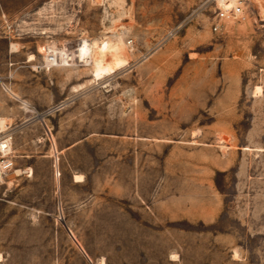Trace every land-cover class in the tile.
Returning a JSON list of instances; mask_svg holds the SVG:
<instances>
[{
  "label": "rangeland",
  "instance_id": "obj_1",
  "mask_svg": "<svg viewBox=\"0 0 264 264\" xmlns=\"http://www.w3.org/2000/svg\"><path fill=\"white\" fill-rule=\"evenodd\" d=\"M214 9L0 0V264H264V8Z\"/></svg>",
  "mask_w": 264,
  "mask_h": 264
},
{
  "label": "built area",
  "instance_id": "obj_2",
  "mask_svg": "<svg viewBox=\"0 0 264 264\" xmlns=\"http://www.w3.org/2000/svg\"><path fill=\"white\" fill-rule=\"evenodd\" d=\"M215 9L212 21L210 22L211 29L217 30L220 22L223 20H237L243 17L246 12L250 0H214ZM65 53L61 54L60 58H64ZM59 58V57H58ZM45 62L51 63L55 60L53 52L46 53ZM13 163V154L11 151V134L8 124L0 121V171L9 169Z\"/></svg>",
  "mask_w": 264,
  "mask_h": 264
},
{
  "label": "bare ground",
  "instance_id": "obj_3",
  "mask_svg": "<svg viewBox=\"0 0 264 264\" xmlns=\"http://www.w3.org/2000/svg\"><path fill=\"white\" fill-rule=\"evenodd\" d=\"M253 1L259 7V9L264 8V6H263L264 0H253ZM262 10H264V9H262ZM104 49H105L104 46L99 47L100 54H103V52L105 51ZM91 54H92L91 47L85 46V45L80 44V43L78 44V47L76 49V58L78 60H85V62H88L90 59L92 60L90 62H91V66H92L91 72H92L93 78H97L98 79L103 74L106 75L108 72H111L120 63L122 64V60L120 58H118V57H114L113 61L111 63H107L105 61H102V58H100V57L91 58ZM0 121L3 122L2 118H0ZM17 171H19V170H17Z\"/></svg>",
  "mask_w": 264,
  "mask_h": 264
},
{
  "label": "crops",
  "instance_id": "obj_4",
  "mask_svg": "<svg viewBox=\"0 0 264 264\" xmlns=\"http://www.w3.org/2000/svg\"><path fill=\"white\" fill-rule=\"evenodd\" d=\"M4 246L2 243H0V263H4L7 259L6 255H4ZM7 263V262H6Z\"/></svg>",
  "mask_w": 264,
  "mask_h": 264
}]
</instances>
